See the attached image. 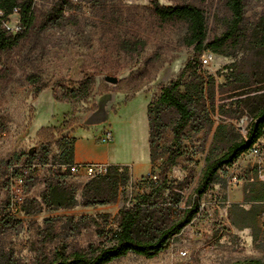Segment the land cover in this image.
<instances>
[{
  "label": "rangeland",
  "instance_id": "1",
  "mask_svg": "<svg viewBox=\"0 0 264 264\" xmlns=\"http://www.w3.org/2000/svg\"><path fill=\"white\" fill-rule=\"evenodd\" d=\"M190 1L205 12L209 40L228 29L227 0ZM160 2L171 5L175 0ZM262 24L264 0H246L241 25L245 37L228 47V55L213 53L214 59L200 71L206 80L214 77L216 108L211 109L209 101L194 107L168 189L143 206V219L152 222L155 230L193 205L207 162L246 137L252 117L245 104L253 106L260 100L258 92L248 91L259 87L252 83L264 71V49L257 36ZM186 34L184 22L156 17L149 0H35V20L27 35L2 51L0 58V264H39L45 258L50 263L57 249L90 252L91 247L111 243L122 209L151 189L146 178L159 174L165 158L151 162L148 104L194 55ZM135 37L144 39L146 47L141 55L131 57L122 42ZM87 74L95 79L89 95L68 102L55 98L78 89ZM106 75L116 76L118 82L106 81ZM243 97H248L247 102ZM176 119L173 114L161 142L164 146L173 143ZM107 131L114 136L110 142L104 140ZM74 136L88 146L89 153H110L114 164L129 166L132 178L121 188L117 202L83 206L79 190L74 207L39 209L46 179L53 171L66 172L50 164L60 162L63 139ZM26 161H45L46 166L28 180L22 211L13 214L6 207L8 166ZM233 170L240 176L236 185L230 182ZM89 179L71 172L64 178L74 185ZM263 190L255 158L239 157L219 170L200 197L196 216L162 252L153 258L129 253L111 264L264 260L263 214L252 211L251 199L252 192Z\"/></svg>",
  "mask_w": 264,
  "mask_h": 264
},
{
  "label": "trees",
  "instance_id": "2",
  "mask_svg": "<svg viewBox=\"0 0 264 264\" xmlns=\"http://www.w3.org/2000/svg\"><path fill=\"white\" fill-rule=\"evenodd\" d=\"M153 14L165 21H181L187 26L186 40L194 48V55L186 62L177 78L162 87L158 98L148 104L149 122V149L151 162L155 163L158 158L165 157L160 165L157 179H152L151 174L146 178L151 183V189L147 193L138 195L137 201L121 211L119 224L112 230L110 244L91 247L90 252L82 249H74L67 253L66 250L57 249L53 261L46 263L47 258L39 264H111L129 253L140 254L149 258L162 252L169 240L189 224L200 208V197L210 188L219 170L224 166L231 165L243 153L248 151L254 143L264 135V71L252 84H260L250 92H258L260 100L253 106L248 107L252 121L249 125L246 137L233 141L227 150L220 156L207 162L201 182L196 189V197L191 207L169 225L157 227L152 222L143 219L142 210L154 196H160L169 187V176L172 168L177 165L178 158L184 149V131L194 116L195 106L201 101H209L211 109L215 110V81L210 76L206 80L200 72L204 66L202 54L206 51L220 55H228V47L241 42L245 32L241 25L245 17L246 0H227L231 11V20L228 29L220 36L208 39L206 16L204 10L190 0H175L174 4L166 5L160 0H149ZM18 8L21 16L23 29L16 34L7 33L2 20ZM0 58L5 49L18 44L27 35L29 28L35 20V0H0ZM259 45L264 49V24L257 30ZM146 41L135 37L125 39L122 48L129 56H139L145 50ZM187 77H190L187 80ZM211 79V80H210ZM247 82V81H246ZM95 83L93 74H87L84 82L78 89H69L61 95L56 94L59 101H71L86 97L91 92ZM246 86V85H244ZM39 88L38 91H41ZM247 102L248 97H243ZM177 119L172 126L173 143L164 146L161 142L167 129L170 127L172 115ZM61 144L60 162L73 163L75 156L76 137L63 139ZM47 161V154L43 156ZM41 161V162H45ZM70 174L69 171L53 173L46 179V186L41 194L38 207L71 208L79 202L77 193L82 191L83 206L94 207L117 202L120 198L121 188L131 180L130 167L127 165L110 164L106 174L95 175L83 185H74L64 180ZM33 178V177H32ZM254 203L252 211L257 215L261 213L264 200V190L251 194ZM178 201V200H177ZM257 202V203H256ZM30 212V211H28ZM249 225V223H246ZM147 230L146 235H142ZM4 264H20L10 261ZM233 264H264V260L247 259Z\"/></svg>",
  "mask_w": 264,
  "mask_h": 264
},
{
  "label": "built area",
  "instance_id": "3",
  "mask_svg": "<svg viewBox=\"0 0 264 264\" xmlns=\"http://www.w3.org/2000/svg\"><path fill=\"white\" fill-rule=\"evenodd\" d=\"M3 11H0V16H3ZM16 15L13 19L10 16ZM2 26L7 33L16 34L23 29L21 16L18 8L8 17L2 20ZM203 64L207 65L214 59V54L206 51L201 56ZM114 136L111 131H107L104 140L112 141ZM249 156L255 158V166L257 169L258 177L264 179V139L259 138L253 146L240 156V159H245ZM50 165L60 168L63 171L71 173L86 174L90 177L95 175L106 174L109 170L110 164L106 162H73V163H51ZM46 166L45 162L41 161H26L23 163H14L8 166L9 174V199L6 204L7 209L17 214L22 211V206L25 202V187L29 179L34 177L38 172ZM152 179H157L156 174L150 175ZM230 182L234 185L240 182V176L235 170L230 175ZM262 226L264 227V212ZM183 256L187 255L186 251H182Z\"/></svg>",
  "mask_w": 264,
  "mask_h": 264
},
{
  "label": "crops",
  "instance_id": "4",
  "mask_svg": "<svg viewBox=\"0 0 264 264\" xmlns=\"http://www.w3.org/2000/svg\"><path fill=\"white\" fill-rule=\"evenodd\" d=\"M87 147H88L87 145H85L84 143H82V141L76 138L74 162L89 161V162H106L109 164L115 163L110 153L107 154L89 153L90 149H87ZM258 202L262 204L261 212H264V200Z\"/></svg>",
  "mask_w": 264,
  "mask_h": 264
},
{
  "label": "water",
  "instance_id": "5",
  "mask_svg": "<svg viewBox=\"0 0 264 264\" xmlns=\"http://www.w3.org/2000/svg\"><path fill=\"white\" fill-rule=\"evenodd\" d=\"M105 80L108 82H111V83H117L118 82V78L116 76H112V75H106Z\"/></svg>",
  "mask_w": 264,
  "mask_h": 264
}]
</instances>
